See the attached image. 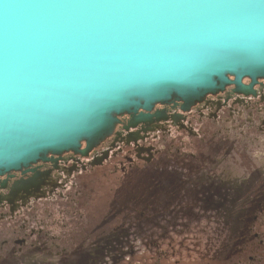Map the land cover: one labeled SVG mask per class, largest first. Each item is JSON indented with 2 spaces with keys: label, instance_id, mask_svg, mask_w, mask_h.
<instances>
[{
  "label": "water",
  "instance_id": "1",
  "mask_svg": "<svg viewBox=\"0 0 264 264\" xmlns=\"http://www.w3.org/2000/svg\"><path fill=\"white\" fill-rule=\"evenodd\" d=\"M243 76L264 77V0H0V172Z\"/></svg>",
  "mask_w": 264,
  "mask_h": 264
},
{
  "label": "flooded vegetation",
  "instance_id": "2",
  "mask_svg": "<svg viewBox=\"0 0 264 264\" xmlns=\"http://www.w3.org/2000/svg\"><path fill=\"white\" fill-rule=\"evenodd\" d=\"M241 83V91L228 83L187 109L172 95L149 110L116 114L112 132L85 154L47 152L20 169L2 170L0 264L24 263L27 254L45 252L56 258L41 264H77L79 257L71 254L104 252L105 237L122 225L116 214L107 219L102 212L101 182L122 184L137 177L148 179L149 194H156L145 201L149 224L143 239L157 258L154 264L166 261L174 246L171 229L181 232L175 215L199 220L192 209L200 205L204 190H209L205 205L217 197L232 207V189L242 190L236 213L240 230L231 239L236 244L224 259L208 264H264V77L243 76ZM176 187L196 191L189 197H164ZM159 204L167 211H158ZM171 204L184 205L186 211L169 212ZM116 248L115 262L102 264L118 263Z\"/></svg>",
  "mask_w": 264,
  "mask_h": 264
},
{
  "label": "rangeland",
  "instance_id": "3",
  "mask_svg": "<svg viewBox=\"0 0 264 264\" xmlns=\"http://www.w3.org/2000/svg\"><path fill=\"white\" fill-rule=\"evenodd\" d=\"M152 188H154V191L155 189L158 190L155 187ZM237 190L232 189L234 197V203L231 204L232 207L229 205L230 202L228 204L223 200H219L217 197H215L214 200L212 199L210 203L205 205L204 201L205 198L209 195V190H206V193L204 190V194L201 193L200 195L201 197H203L200 205L198 204L195 209H192L193 212L200 214V218L197 221H190L188 225H186V222H188V220L184 215H179L177 217L175 215V228L180 230L181 232L176 233V231H173L171 229L172 232L170 236L174 239V241H171L174 245V248H171L169 246L170 250L167 253V259L166 261H163L162 264H208L209 261H212L214 259H224L232 244H236L235 241L233 242L231 241V239L237 237V231L240 230V222L238 221L236 213L239 211L237 207H240L242 201L237 197L241 196L242 190ZM169 191L171 193L165 195L164 197H166L167 199H177L176 197L193 196V192H195L196 190L188 188L179 189L178 187H176L175 189L171 188ZM227 197H229L228 194ZM186 206H188V204H185V207ZM191 206L192 205L190 204L189 207ZM170 208H172L173 210L169 209L168 211H173V213L177 212L179 214H182L184 213V211H186L184 205L180 204H173L172 206H170ZM231 209L232 215L230 214ZM135 213L136 212H133V214ZM121 225L122 228L120 229V231H115L105 237L103 243V245L105 246L104 252L99 251L97 253V251H90V254H71L72 256H77V258L79 257L77 264H102V261L106 263H113L115 262L116 254V252H114V249H117L116 246L118 245L121 258L119 259L117 264H154L153 262L156 261L157 258L155 256L151 257V252H147L148 250H146L143 243L144 236L135 234L136 221L134 217L126 218L124 221H121ZM166 244L167 241L164 242L163 246L165 247ZM112 245H115V247ZM72 256L69 257L72 258ZM55 258L56 255L53 253L45 252L42 253V255L31 253L29 255L27 254L24 257V263L22 261L20 262V264L48 263L53 262Z\"/></svg>",
  "mask_w": 264,
  "mask_h": 264
},
{
  "label": "trees",
  "instance_id": "4",
  "mask_svg": "<svg viewBox=\"0 0 264 264\" xmlns=\"http://www.w3.org/2000/svg\"><path fill=\"white\" fill-rule=\"evenodd\" d=\"M148 181V179L140 177L122 184L113 180L102 181V187L98 192L99 199L102 202V212L104 216L107 219H111L113 215L116 214L120 222L122 219L124 221L126 218L134 217L136 221V234L144 236L146 234L145 230L149 224V221L146 220L147 211L145 210V201L148 200V197L152 196V194H149L150 181ZM154 197H156V194H154ZM155 203L157 204V201H155ZM170 206H168V209H172ZM156 207L158 211H167L161 204ZM118 212L120 215L123 214V218L117 214ZM133 212L136 213L133 214Z\"/></svg>",
  "mask_w": 264,
  "mask_h": 264
}]
</instances>
